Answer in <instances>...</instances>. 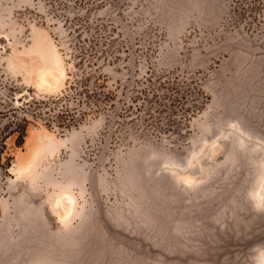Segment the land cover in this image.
Here are the masks:
<instances>
[{"label": "rangeland", "instance_id": "obj_1", "mask_svg": "<svg viewBox=\"0 0 264 264\" xmlns=\"http://www.w3.org/2000/svg\"><path fill=\"white\" fill-rule=\"evenodd\" d=\"M73 74L111 100L63 129L25 111ZM11 109L0 264H264V0H0Z\"/></svg>", "mask_w": 264, "mask_h": 264}, {"label": "trees", "instance_id": "obj_2", "mask_svg": "<svg viewBox=\"0 0 264 264\" xmlns=\"http://www.w3.org/2000/svg\"><path fill=\"white\" fill-rule=\"evenodd\" d=\"M97 1L101 0H75V4L88 9L94 6ZM74 39L76 41L74 58L78 59L76 66L82 70L81 75H83L85 68L93 65L94 55L99 52V44L96 41H88L87 43L90 44L88 49L85 47V44H87L86 41H81L78 34L74 36ZM81 75H72V80L68 86L69 93L66 92L65 94L47 99H32L27 101L25 111H28L27 113H30L33 117L43 119L48 124H56L61 129L75 126L84 117V113L81 112L83 107H98L103 101L111 100L110 93L105 94L99 92L104 86L97 81L92 82L93 75L90 74L88 77ZM165 90L169 91L170 89L166 88ZM70 92L74 95L73 99H78V108H69L68 104H65L69 101ZM25 111L23 110V112ZM43 115H46V118H43ZM25 130L26 119L19 116L17 109L0 113V170L3 169L1 156L6 148V140L15 135V145L21 146L24 140Z\"/></svg>", "mask_w": 264, "mask_h": 264}, {"label": "bare ground", "instance_id": "obj_3", "mask_svg": "<svg viewBox=\"0 0 264 264\" xmlns=\"http://www.w3.org/2000/svg\"><path fill=\"white\" fill-rule=\"evenodd\" d=\"M42 71H43V70H42ZM39 73H40V72H39ZM39 75H40V74H39ZM42 76H43V75H42ZM26 165H27V164H26ZM25 168H26V167H25ZM25 168H24V169H25ZM11 170L14 171L15 169H14V168H11ZM18 171H19V170H18ZM15 172H16V171H15ZM60 197H61V196H60ZM60 197H59V198H60ZM57 199H58V198H57ZM70 199H71V198H70ZM56 201H57V200H56ZM68 201H69V200H68ZM50 204H51V203H50ZM52 204H53V203H52ZM50 206H51V205H50ZM55 207H56V209L58 210L59 214H61V215L64 214L65 211H64V208H63V206H62V204H61V201L58 202V203L56 204ZM56 213H57V212H56ZM62 218H63V217H62ZM58 219H59V217H58ZM68 220H69V218H68Z\"/></svg>", "mask_w": 264, "mask_h": 264}]
</instances>
